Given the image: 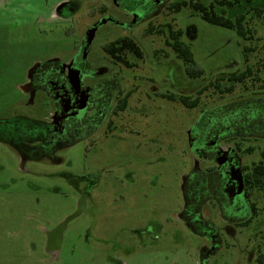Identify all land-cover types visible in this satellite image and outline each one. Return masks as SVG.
<instances>
[{
	"label": "rangeland",
	"instance_id": "374dc122",
	"mask_svg": "<svg viewBox=\"0 0 264 264\" xmlns=\"http://www.w3.org/2000/svg\"><path fill=\"white\" fill-rule=\"evenodd\" d=\"M178 1L169 0L156 19L157 34L145 35L144 26L129 33L112 24L98 31L90 59L105 62L101 44L124 34L149 57L145 66L131 58L138 68L119 70L132 96L108 139L102 135L93 144L83 141L61 151L58 164L42 158L24 167L17 153L0 143V264H197L203 240L177 218L183 206V176L193 164L187 132L196 112L160 94H193L206 81L185 75L182 61L165 45L159 24L165 21L183 32L206 75L227 59L242 67L243 46L261 47L263 42L242 40L233 31L204 22L190 8L170 11ZM62 2L5 0L0 5V119L27 112L13 110L21 99L12 82H21L34 62L71 59L86 27L100 19L98 7L111 5V0H71V17L60 23L53 14ZM239 12L247 10L237 8L228 16ZM110 15L119 18L113 11ZM252 26L264 37L261 24ZM161 50L160 67L153 53ZM258 51L250 55V63L264 58V51ZM209 94L201 96V105L220 102ZM233 96L227 99L235 100ZM93 180L83 211L67 224L81 206L84 186ZM148 223L160 227L142 233ZM256 228L252 224L244 233L250 235ZM57 241L60 249L54 252L51 248ZM231 250L222 251L213 264H239L240 255L226 256Z\"/></svg>",
	"mask_w": 264,
	"mask_h": 264
},
{
	"label": "flooded vegetation",
	"instance_id": "af4514ba",
	"mask_svg": "<svg viewBox=\"0 0 264 264\" xmlns=\"http://www.w3.org/2000/svg\"><path fill=\"white\" fill-rule=\"evenodd\" d=\"M168 1L111 0V5L102 4L97 9L100 19L86 27L79 49L71 59L34 62L25 70L21 82H12L21 99L12 105L13 110L19 112L25 108L27 112H13L0 119V143L17 153L22 167L31 161L41 162L42 158L58 164L60 160L56 156L61 151L83 141L93 144L102 135L103 139H108V134L118 129L120 114L126 110L132 96V91L123 86L126 80L119 70L138 68L131 58L145 66L149 57L135 39L126 34L101 44L105 62L89 58L91 47L98 31L106 24L130 30L129 33L144 26L145 35L157 34L153 24L166 9ZM3 2L5 0H0V5ZM70 2L63 0L54 11L53 16L58 17L60 23L71 17ZM241 2L221 5L214 1L213 6L215 11L228 13L237 8L264 10V3ZM111 11L119 18L110 15ZM257 19L264 27V14ZM254 20L246 17L243 23L257 24ZM159 25V33L165 36V45L170 48L167 44L168 23L164 21ZM253 33L251 38L236 33L242 40L263 42L261 47L243 46L242 67L227 59L224 66L206 75V70L194 56L196 65L204 70L201 77L190 78L186 72L188 65L173 52L175 58L182 61L189 79L204 78L206 84L204 88L198 87L194 95L160 94L162 98L177 100L186 109L196 112L187 132V152L193 158V164L183 176V206L177 218L203 240L198 249L197 264L216 263L222 251L231 248L226 256L236 258L240 255L239 264H264V58L250 63L251 54L264 51V37L256 35V30ZM129 40L139 47L140 53L127 49L119 51L123 42ZM181 41L185 42L184 34ZM185 43L191 48V44ZM112 44L114 51L109 53L106 47L110 48ZM163 55V50L153 53L156 66H163ZM238 76L242 77L241 81L234 83V77ZM161 78L166 79L162 70ZM205 92L211 93L208 98L213 95L220 102L212 105L215 102L212 101V106L201 105V96ZM234 94L235 100L227 99ZM183 97L189 98L188 105L181 100ZM94 185L93 180L84 186L80 193L82 205L90 197V187ZM252 224L257 227L255 231L250 235L244 233ZM151 226L160 227L158 223H148L142 233ZM243 237L244 241H241ZM59 243L53 242L51 250H59Z\"/></svg>",
	"mask_w": 264,
	"mask_h": 264
},
{
	"label": "trees",
	"instance_id": "16d2710c",
	"mask_svg": "<svg viewBox=\"0 0 264 264\" xmlns=\"http://www.w3.org/2000/svg\"><path fill=\"white\" fill-rule=\"evenodd\" d=\"M216 1L218 4L224 5H231V4H241V0H184L182 2H176L170 5L169 9L172 12H180L182 8H190L193 12H196L200 15L202 20H204L206 23L214 26H218L224 29L228 30H234L240 37H246L249 36L251 38L255 33H253L254 29L253 26L250 27L249 24H244L243 21L246 17H248V20L257 19L261 15L264 14V10H258V9H250L247 10V12H239L235 16L229 17V13L225 10H214L213 2ZM248 4L252 3H264V0H246ZM169 29V38H168V46L170 49L178 55L180 59H182L186 65H188V68L186 70L187 75L190 78H196L201 77L204 73V70L201 67H198L194 61V53L192 52L191 48L185 43L181 41V37L183 35V32L181 30L174 31L171 24H168ZM127 41V40H126ZM124 41L122 44V47L119 49V51H122L127 49L129 52L134 53H140L139 47L133 42L130 41L126 42ZM106 50L109 53H113L114 47L112 44V47L107 46ZM117 50V49H116ZM242 79L241 76L234 77L233 81L234 83L240 82ZM173 99V97H170ZM188 99L187 97L181 98L185 104L188 105ZM195 103H190L191 106H193Z\"/></svg>",
	"mask_w": 264,
	"mask_h": 264
},
{
	"label": "water",
	"instance_id": "95a60500",
	"mask_svg": "<svg viewBox=\"0 0 264 264\" xmlns=\"http://www.w3.org/2000/svg\"><path fill=\"white\" fill-rule=\"evenodd\" d=\"M92 35V34H91ZM90 35V39L92 38V36ZM80 208H79V210L74 214V215H72L69 219H67V224L72 220V219H74L75 217H77V216H79L80 214H81V212L83 211V207H82V203H80Z\"/></svg>",
	"mask_w": 264,
	"mask_h": 264
}]
</instances>
